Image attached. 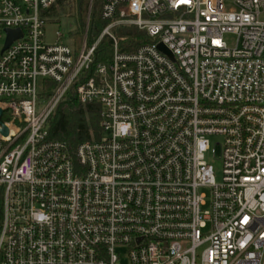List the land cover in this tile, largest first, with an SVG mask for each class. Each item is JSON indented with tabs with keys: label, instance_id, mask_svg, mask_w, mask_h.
Wrapping results in <instances>:
<instances>
[{
	"label": "built area",
	"instance_id": "2783aa9c",
	"mask_svg": "<svg viewBox=\"0 0 264 264\" xmlns=\"http://www.w3.org/2000/svg\"><path fill=\"white\" fill-rule=\"evenodd\" d=\"M55 2L0 0V264H264V0H103L93 42L88 12L48 43ZM71 92L100 104L74 149L48 130Z\"/></svg>",
	"mask_w": 264,
	"mask_h": 264
},
{
	"label": "trees",
	"instance_id": "16d2710c",
	"mask_svg": "<svg viewBox=\"0 0 264 264\" xmlns=\"http://www.w3.org/2000/svg\"><path fill=\"white\" fill-rule=\"evenodd\" d=\"M102 1L56 0L50 11L57 23H60L62 18L73 20L74 28L69 33L76 43L82 40L89 12L87 39L91 43L107 24V20L101 17ZM116 32L120 36H126L121 41V49H125L124 45H127L129 48L125 50H132L147 41L145 32L135 26L118 28ZM110 52L111 40L104 37L95 49V63L105 62L109 58ZM99 112V103L89 102L83 104L71 92L57 105L48 122L50 137L65 141L70 149H74L82 141L99 139L101 136Z\"/></svg>",
	"mask_w": 264,
	"mask_h": 264
},
{
	"label": "rangeland",
	"instance_id": "374dc122",
	"mask_svg": "<svg viewBox=\"0 0 264 264\" xmlns=\"http://www.w3.org/2000/svg\"><path fill=\"white\" fill-rule=\"evenodd\" d=\"M74 28V22L72 19L69 18H62L60 23L56 22H48L45 26V41L48 43H51L56 40V31H60L63 34H67ZM208 159H210L211 163L213 164L214 173L216 176V179H219L221 174V163L219 160V146H216V156H208ZM120 256L123 258V261L121 264H126L125 259V253L124 251H120Z\"/></svg>",
	"mask_w": 264,
	"mask_h": 264
},
{
	"label": "water",
	"instance_id": "95a60500",
	"mask_svg": "<svg viewBox=\"0 0 264 264\" xmlns=\"http://www.w3.org/2000/svg\"><path fill=\"white\" fill-rule=\"evenodd\" d=\"M7 33V37L5 40V45L4 47H6L13 39H15L16 37L20 36V32L19 30H10V29H6L5 30ZM158 47L162 50H164V47L162 46V44H159ZM0 114H1V109H0ZM0 125H1V130L0 132L4 135L7 134V129L6 127L2 124V122L0 121Z\"/></svg>",
	"mask_w": 264,
	"mask_h": 264
}]
</instances>
